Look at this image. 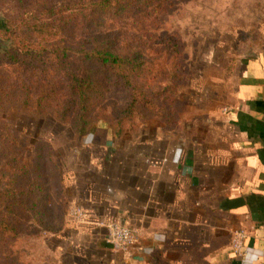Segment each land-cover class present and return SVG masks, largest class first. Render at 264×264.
<instances>
[{
    "label": "crops",
    "instance_id": "1",
    "mask_svg": "<svg viewBox=\"0 0 264 264\" xmlns=\"http://www.w3.org/2000/svg\"><path fill=\"white\" fill-rule=\"evenodd\" d=\"M236 77L227 114L233 137L215 160L162 139L160 153L98 130L83 140L64 176L68 206L61 232L50 237L51 257L59 264H264V53L241 61ZM75 208L84 211L81 220L72 217ZM112 223L135 232L131 257L107 244ZM240 230L243 257L231 250Z\"/></svg>",
    "mask_w": 264,
    "mask_h": 264
},
{
    "label": "rangeland",
    "instance_id": "2",
    "mask_svg": "<svg viewBox=\"0 0 264 264\" xmlns=\"http://www.w3.org/2000/svg\"><path fill=\"white\" fill-rule=\"evenodd\" d=\"M46 1L40 0V5ZM49 1L53 5L62 3ZM19 2L0 0V22L21 14ZM160 34L173 35L184 44L178 87L174 94L164 93V82L157 83V95H152L149 107L137 112L120 137L115 134L112 119L129 104L130 95L112 83L106 89L104 105L91 116L97 122L83 136L51 115L31 117L16 107L0 118L7 131L4 137L10 136L21 152V163L30 180L45 182L40 194L48 204L44 221L36 217V196L29 194L30 198L18 201L21 205L15 207V213L20 221L19 234L5 246L0 264H59L51 257L49 242L62 229L64 198L68 199L64 176L73 157L83 149V140L97 130L102 138L134 140L136 147L146 145L148 151L156 153H160V139L167 142L165 147L178 143L181 153H193L195 149L199 155L211 154L214 160L229 150L233 135L227 114L235 106L238 64L260 51L264 53V0H177L170 14L160 19ZM0 40L9 46L1 33ZM1 72L12 81L19 78L12 66H3ZM55 77L52 74L55 84L51 83L49 89L57 86L58 100L64 101V79ZM48 110L51 114L56 111ZM44 209L43 204L42 212Z\"/></svg>",
    "mask_w": 264,
    "mask_h": 264
},
{
    "label": "trees",
    "instance_id": "3",
    "mask_svg": "<svg viewBox=\"0 0 264 264\" xmlns=\"http://www.w3.org/2000/svg\"><path fill=\"white\" fill-rule=\"evenodd\" d=\"M176 1L62 0L53 5L47 0L40 5V0H20L21 14L0 22V33L10 42L0 48V118L16 107L31 117L51 115L83 136L97 122L91 116L104 105L112 83L130 95L129 104L112 119L120 137L137 112L149 107L157 83L164 82V93L174 94L178 87L184 44L173 35L160 34V19L170 14ZM5 65L18 73L17 80L1 72ZM52 74L64 79V101L58 100L57 86L49 89ZM48 108L60 111L51 114ZM4 129L0 124V262L7 243L19 234L18 201L31 194L38 203L36 217L45 221L48 211L40 194L45 182L30 180L21 152L10 136L4 137ZM67 206L64 198L63 214Z\"/></svg>",
    "mask_w": 264,
    "mask_h": 264
},
{
    "label": "built area",
    "instance_id": "4",
    "mask_svg": "<svg viewBox=\"0 0 264 264\" xmlns=\"http://www.w3.org/2000/svg\"><path fill=\"white\" fill-rule=\"evenodd\" d=\"M72 217L76 220H81L84 216V211L81 208H75L71 211ZM106 242L113 251L122 254L129 258L132 256L136 246L135 232L118 223H112L106 226ZM247 234L244 230L234 233L231 242V250L234 255L243 257L245 255L244 244Z\"/></svg>",
    "mask_w": 264,
    "mask_h": 264
},
{
    "label": "water",
    "instance_id": "5",
    "mask_svg": "<svg viewBox=\"0 0 264 264\" xmlns=\"http://www.w3.org/2000/svg\"><path fill=\"white\" fill-rule=\"evenodd\" d=\"M3 46H5V44L0 40V48H2Z\"/></svg>",
    "mask_w": 264,
    "mask_h": 264
}]
</instances>
